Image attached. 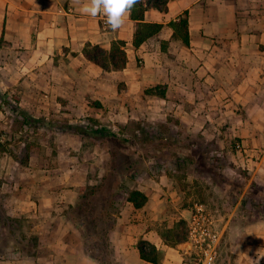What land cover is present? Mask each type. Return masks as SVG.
Listing matches in <instances>:
<instances>
[{
    "label": "crops",
    "instance_id": "0c3cea01",
    "mask_svg": "<svg viewBox=\"0 0 264 264\" xmlns=\"http://www.w3.org/2000/svg\"><path fill=\"white\" fill-rule=\"evenodd\" d=\"M83 2L0 0V264H98L68 209L109 169V150L98 145L111 124L133 120L242 138L259 153L223 228L240 237L224 243L227 264H264V0H168L164 11L145 10L143 23L161 29L138 47L131 14L113 32L103 16L82 14ZM181 18L187 43L170 26ZM117 42L120 70L84 56L91 47L109 55ZM145 168L135 189L146 202L122 201L111 264H185L188 245L171 230L190 217L187 188ZM140 243L156 263L141 258Z\"/></svg>",
    "mask_w": 264,
    "mask_h": 264
},
{
    "label": "rangeland",
    "instance_id": "374dc122",
    "mask_svg": "<svg viewBox=\"0 0 264 264\" xmlns=\"http://www.w3.org/2000/svg\"><path fill=\"white\" fill-rule=\"evenodd\" d=\"M14 120L17 122L14 123ZM14 120L11 124L18 128L21 120L16 117H14ZM135 123H140V125L137 126ZM148 124L159 126L156 132L161 135L162 140L151 142L150 145L143 143L144 133L142 132V127ZM111 126L115 131H111L112 133L108 135L107 141H102L98 145V148L102 151L107 149L110 153L109 169L103 176L106 179L102 181V177L95 184L83 186L78 192L76 203L68 209L69 215L71 213H75L76 215L81 214L84 217L96 215L101 204L107 200L110 193L109 186L115 177L127 175L130 173L128 172L129 168L134 170H131V172H134L136 177L144 176L143 172L146 171V163H150L151 170L157 172L158 169L155 166L158 164L156 163H160L159 165L164 163L158 160L159 156L164 155L167 157L168 151L172 153L175 147L183 146L182 144L190 145L191 142L201 143L200 139H202L205 143H214L209 147H218L227 156V165L223 167L224 169L218 170L214 176L210 175L211 177L208 176V178L198 176L197 172H194L188 178L189 182L187 184L186 182H181V176L176 175L175 181L180 185L182 184L183 188H187L186 197L189 198L187 204L189 205L191 214L187 222L178 221L174 229L171 230L172 233H170L174 240L182 241V243H187L188 245L185 264H197L195 251L188 244L194 243V238L189 237L188 227L195 208L201 206L203 213L208 219L206 224L210 234L215 236V243H218L214 264H227L231 255L224 243H238L237 241L240 240V237L238 233L223 228V221L227 219L232 209L233 197H238L243 192L245 183L252 176L256 162H258L259 153H250L242 138L234 136H217L216 138H212L202 136L201 134H191L176 121H170L169 123L167 120H133L129 121L125 127H119L116 122H113ZM111 135H114L115 138H111ZM172 143H175L173 144L174 146ZM236 144L241 146L240 150L236 149ZM154 147L161 148V152L154 150ZM190 149L195 151V159L199 157L198 155H201L203 150L198 145L190 146ZM122 197L126 198L124 195ZM122 197L121 199L124 201ZM109 224V222L104 223V225L99 223L96 231L100 233L101 229L108 228ZM10 225L15 226L14 222ZM98 238L99 236H97Z\"/></svg>",
    "mask_w": 264,
    "mask_h": 264
},
{
    "label": "trees",
    "instance_id": "16d2710c",
    "mask_svg": "<svg viewBox=\"0 0 264 264\" xmlns=\"http://www.w3.org/2000/svg\"><path fill=\"white\" fill-rule=\"evenodd\" d=\"M167 2L168 0H145L144 2L140 0V3L132 9L131 19L137 23V30L134 34L133 40V45L135 47L140 46L145 40L158 33L161 29L160 24L143 23L145 10L148 8H154L159 11H164L166 9ZM170 26L177 28V30L182 34L183 41L187 43L186 19L181 18L177 23H170ZM122 46V42L115 43L109 55H105L98 47H91L84 50V56L89 61H92L103 69L108 68L107 61H109L114 69L120 70L124 67L126 61L125 53L120 49ZM135 124H137V126L140 125V123ZM158 127L159 126L155 124L143 125V143L150 145L151 142L162 140L161 135L156 132ZM111 138H115V136L111 135ZM200 141L201 143L191 142L190 145L182 144L183 146H177L173 149L172 153H169L168 151L167 157L164 155L159 156L158 160L163 161L164 163H162V165H159L160 163H156L158 164L155 166V168L158 169L157 173L167 174L168 171L170 174L179 175L182 179H186L187 176H192L194 172H197L198 176L208 178V176L211 177L210 175L214 176L218 170L224 169L223 167L227 165L228 162L227 156L219 150L218 147H209L214 143H205L202 139H200ZM173 144L175 143H172V145ZM193 145H198V147L203 149L201 155L197 154L199 157H196V159L194 158L195 151L190 149V146ZM154 150L161 152L162 149L155 148ZM131 170L132 168H129L128 172L130 173L127 175L115 177L109 186L110 193L107 200L101 204L96 215L85 217L81 214L76 215L75 213H71L69 215L71 222L81 233V237L89 257L95 260L98 264H111L112 262L110 257L111 252L109 251L107 243L109 233L115 224L119 208L122 204V195L126 196V200L130 202L135 209L141 208L146 202V197L135 189V180L137 177L134 172H131ZM105 179L106 178L103 177L102 181ZM116 185L117 187H115ZM106 222L110 223L109 227L101 229V232L98 233L96 231L97 225L99 223L104 225ZM97 236H99L98 239ZM138 250L143 260L156 263V260L153 258L154 250L152 248L147 247L144 243H140L138 245Z\"/></svg>",
    "mask_w": 264,
    "mask_h": 264
},
{
    "label": "built area",
    "instance_id": "2783aa9c",
    "mask_svg": "<svg viewBox=\"0 0 264 264\" xmlns=\"http://www.w3.org/2000/svg\"><path fill=\"white\" fill-rule=\"evenodd\" d=\"M115 131V129L113 128ZM236 149L240 150V145L236 144ZM208 219L203 213L201 206L195 208L189 222V237L194 238V243H188L197 256V264H214L217 255V245L214 235L210 234L207 226Z\"/></svg>",
    "mask_w": 264,
    "mask_h": 264
},
{
    "label": "clouds",
    "instance_id": "9594fccd",
    "mask_svg": "<svg viewBox=\"0 0 264 264\" xmlns=\"http://www.w3.org/2000/svg\"><path fill=\"white\" fill-rule=\"evenodd\" d=\"M138 3L140 0H84L79 11L93 18L103 16L105 24L111 31L116 32L122 28Z\"/></svg>",
    "mask_w": 264,
    "mask_h": 264
}]
</instances>
